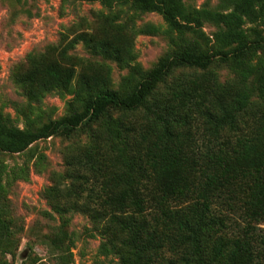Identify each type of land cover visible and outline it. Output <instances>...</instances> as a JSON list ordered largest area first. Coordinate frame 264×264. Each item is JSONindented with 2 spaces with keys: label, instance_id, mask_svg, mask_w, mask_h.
I'll use <instances>...</instances> for the list:
<instances>
[{
  "label": "trees",
  "instance_id": "16d2710c",
  "mask_svg": "<svg viewBox=\"0 0 264 264\" xmlns=\"http://www.w3.org/2000/svg\"><path fill=\"white\" fill-rule=\"evenodd\" d=\"M98 1L156 11L179 32L203 33L208 20L218 26L215 41L225 49L184 44L122 91L85 73L73 86L74 68L54 64L39 74L43 63L33 62L16 81L30 100L55 89L73 91L75 98L58 119L26 113L24 127L0 110V153H22L37 141L82 129L90 137L84 154L68 152L67 171L55 174L46 194L59 213L93 219L105 239L101 254H113L117 264H237V251H249V243L227 230L233 214L242 212L245 191L251 192L245 214L255 222L264 217V34L258 26L251 38L242 31L246 21L264 22V0H233L223 12L187 11L181 0ZM82 39L93 53L113 55L108 42ZM216 62L235 64L238 77L222 85L207 72ZM179 69L193 73L159 89ZM250 79L258 93L254 104ZM138 110L149 124L135 133L122 116ZM28 176L26 167L9 170L0 162V241L12 233L6 188Z\"/></svg>",
  "mask_w": 264,
  "mask_h": 264
},
{
  "label": "rangeland",
  "instance_id": "374dc122",
  "mask_svg": "<svg viewBox=\"0 0 264 264\" xmlns=\"http://www.w3.org/2000/svg\"><path fill=\"white\" fill-rule=\"evenodd\" d=\"M181 1L187 11L223 12L233 5V0ZM253 26L264 34V22L248 21L243 25V34L251 38ZM217 30L218 26L208 20L204 21L203 33L172 30L162 14L133 3L117 2L105 7L98 0H0V110L19 127H24L26 113L33 118L39 115L41 121L68 113V104L75 98L73 91L55 89L45 93L40 101H32L16 82L33 62L43 63L39 74L54 64L74 68L73 86L78 85L77 76L85 73L104 79L99 85L122 91L161 57L184 44L225 49L215 41ZM83 37L108 42L113 55L93 53ZM207 72H213L222 85L239 75L235 64L221 62L214 63ZM182 73L193 71L177 70L159 89L165 90ZM248 86L254 104L258 93L253 79ZM75 106L79 104L76 102ZM258 109L252 107L260 115L262 110ZM145 113L138 110L122 118L137 133L147 130ZM89 141L87 132L78 129L71 137L37 141L22 153H0V162L7 164L9 170L23 166L29 172L27 179L10 181L6 188L12 233L0 241V264H117L118 258L113 254L100 253L105 239L89 215L59 213L46 194L55 184V174L67 171L68 152L83 155ZM244 195V201L251 198L250 191ZM244 201L239 205L242 212L233 214L234 223L227 230L234 238L249 243V251H237V264H264V217L259 222L251 221L252 217L245 214ZM165 254L176 258L172 251Z\"/></svg>",
  "mask_w": 264,
  "mask_h": 264
}]
</instances>
